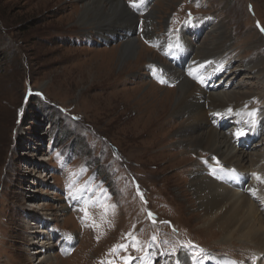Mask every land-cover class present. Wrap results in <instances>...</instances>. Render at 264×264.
I'll return each mask as SVG.
<instances>
[{
  "label": "rangeland",
  "instance_id": "374dc122",
  "mask_svg": "<svg viewBox=\"0 0 264 264\" xmlns=\"http://www.w3.org/2000/svg\"><path fill=\"white\" fill-rule=\"evenodd\" d=\"M80 4L0 0V264H38L29 253L28 230L43 225L36 221L41 211L54 214L55 220L50 217L48 222L54 229V251L62 260L55 264H102L110 249L116 250L117 263L138 264L140 258L123 247L124 240L131 246L137 232L147 235V242L172 239L168 253L179 257V264H194L195 249L203 248L205 255H197V264L213 256L243 261L244 255H236L246 246L222 238L214 226L206 229L188 189L187 170L193 164L204 167L200 162H207L210 153L181 154L174 146L179 120L172 119L171 110L178 89L161 72L168 59L144 32V37L137 35L140 24L134 37L135 54L141 53L122 63L123 38L107 40L95 32L103 23L80 26ZM153 9L158 36H176L190 22L205 21L199 33L189 29L194 46L222 23L227 41L220 64L233 63V86L241 84L249 96L244 104L264 115V76L242 66L251 59L264 64V0H153L147 11ZM168 38L162 37L164 44ZM155 54L157 61H149ZM167 95L169 99L161 100ZM241 105H231V110ZM229 120L232 130L236 121L230 115ZM258 124L254 145H259L254 146L257 150L245 147L251 159L241 162L243 168L264 165V120ZM237 138L231 137L234 144ZM211 154V162L219 158ZM259 170L264 179V170ZM86 202L89 207H84ZM61 204L66 211H58ZM65 236L73 244L68 255L57 252ZM136 251L141 254L143 249ZM255 256L244 262L260 259L264 264L263 256ZM155 263L151 259L147 264Z\"/></svg>",
  "mask_w": 264,
  "mask_h": 264
},
{
  "label": "bare ground",
  "instance_id": "6f19581e",
  "mask_svg": "<svg viewBox=\"0 0 264 264\" xmlns=\"http://www.w3.org/2000/svg\"><path fill=\"white\" fill-rule=\"evenodd\" d=\"M80 2L81 6L76 16V20L80 26L84 27L95 22L98 24L103 23L101 25L102 28L94 31L102 34L107 40L110 37L118 38L121 36L123 38V44L119 52V58L122 63L128 58L133 59L135 55L141 53L135 54L138 43L134 37V34L138 31L136 26L139 17L130 10L123 0H80ZM112 13L113 16L109 18V15ZM156 16L158 15L155 9L145 12V16H142V32L151 38L155 37L162 46L170 42L172 44L175 42L177 47L179 43L183 44L186 48V53L192 54L191 60L198 61L197 63L201 64L202 68L199 71L202 83L198 85L184 75V71H182V68L177 63H171L170 61L166 65L162 64L164 75L174 80L177 83L176 90L178 89V94L174 97L171 110V113L175 115L172 119L179 120L177 122L179 128L175 131L174 146L181 151V154L185 150L188 153L194 154L200 150L209 152L210 157L212 156L211 153L216 154L221 159L220 161L218 157H214L213 162H211L209 157V159L206 158L207 162H200L205 164L204 167L200 166L201 169L193 164L191 169L187 170L189 174L187 178L188 189L194 196L197 211L199 213L202 212L204 216L201 219L204 224H201L206 229L214 226V229L222 234V238H234L243 246H246L240 247V252L236 256L244 255V260L248 258L252 259L256 257L255 255L264 257V205L261 204L264 203V179L261 177V171L259 170H264V165L259 169L253 166L243 168L241 162L245 159L250 160L251 158L245 156L249 153L244 150V146L247 145L246 142L237 145L242 139L244 141L252 139L250 147L253 146L255 148L259 145H254L258 141H255L256 136L253 134L255 131L253 128L259 119L264 120V115L262 112H260L261 114H257L248 102L246 105L244 104V100L249 96H246L245 92L242 91L241 84L238 83V87L233 86L237 71V68L233 67V63L230 62L228 65L220 64L221 58L226 53L225 42L227 41V34L225 27L222 23H219L214 28L212 27V31L207 32V37L202 39L199 45L197 43V46H194L192 38L189 37V29L195 33H199L206 24L205 21L190 22L187 26H184L183 32L181 31L176 36L169 37L167 43L164 44L163 39L158 37L154 30L155 22L153 19ZM109 21H111V24H108ZM208 26L209 24L207 28ZM194 50L196 51L195 53H193ZM156 58L159 57L156 55V57L149 61H157ZM210 61L212 65L209 66ZM252 62L253 59L242 66L259 75V77H263V60L256 59L254 61L255 64ZM223 66H226L224 71ZM211 67H219V69L212 70ZM214 77L215 81L212 83L213 85H209L208 82ZM230 81H232L231 86L223 88L227 84H230ZM157 88L161 87L157 86ZM165 98L169 99L168 95L162 97L161 100H165ZM237 103H241L242 105L235 110H231V105ZM207 106L211 107V109L207 110ZM222 107L226 111L224 109L219 110L216 114L220 117L215 120L216 114L213 112L209 114V112ZM255 114L259 118L256 119ZM229 115L232 118L234 117L236 121L232 130H230L229 123L234 122L229 120ZM211 116H214V118ZM211 119L213 124H211ZM214 125L220 127L221 131ZM224 126L225 128L222 129ZM224 130L228 132H224ZM238 131H242L245 134L239 136L236 139L237 144H234L231 137L237 136L236 133ZM262 132L264 135V129ZM188 145L189 147H187ZM183 146H186V148ZM250 147L248 149H251ZM263 150L264 147H262ZM262 154L263 152L260 155ZM250 155H252V152ZM183 177L185 178L186 176ZM235 180L241 181L240 188L232 184ZM228 182L232 183L229 184ZM66 210L64 204L59 206V212ZM53 215L51 211H41L38 215L40 221L37 219L36 221L42 222L43 225H37L28 230V236L31 239L29 241L31 243V251L29 253L33 255L38 264H55L56 261H62L60 260L61 255L54 251L56 245L54 243V229L50 227L51 225L48 222L50 217L53 219ZM151 235L158 238L157 233L151 232ZM146 236L141 234V232H137L131 240V247L143 249L144 258H155L157 264H179L180 258L175 254L168 253V246L171 245L170 241L172 239L167 238L166 241L156 240V242H147ZM139 238H142L143 241L139 242L137 240ZM64 239L66 240L64 247H67V244H69L68 237L65 236ZM183 245L185 246V242ZM157 246H160L158 252L155 251V247ZM205 250L204 248L202 251L197 250L199 253L198 257L204 256ZM251 250L259 251V254L254 255L250 252ZM237 260L236 262L229 258L223 259L213 256L210 262H206L205 264H250L244 262V260ZM197 262L198 259L196 258L195 264Z\"/></svg>",
  "mask_w": 264,
  "mask_h": 264
},
{
  "label": "snow or ice",
  "instance_id": "6c2138e0",
  "mask_svg": "<svg viewBox=\"0 0 264 264\" xmlns=\"http://www.w3.org/2000/svg\"><path fill=\"white\" fill-rule=\"evenodd\" d=\"M143 3V0H129V5H130V7H132V8H137L138 6H139V4H142ZM261 31L262 32H264V28H261ZM245 133H243L242 131H238L237 133H236V135L239 137V136H242V135H244ZM253 175H255V174H253ZM257 179H259V177H257ZM199 253H196V254H194L193 255V261H194V264H195V261H196V258H197V255H198ZM206 259H207V257H205Z\"/></svg>",
  "mask_w": 264,
  "mask_h": 264
},
{
  "label": "trees",
  "instance_id": "16d2710c",
  "mask_svg": "<svg viewBox=\"0 0 264 264\" xmlns=\"http://www.w3.org/2000/svg\"><path fill=\"white\" fill-rule=\"evenodd\" d=\"M60 140V139H59Z\"/></svg>",
  "mask_w": 264,
  "mask_h": 264
}]
</instances>
